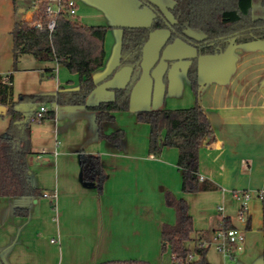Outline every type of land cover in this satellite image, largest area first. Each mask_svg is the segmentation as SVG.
Returning a JSON list of instances; mask_svg holds the SVG:
<instances>
[{
  "label": "crops",
  "instance_id": "crops-1",
  "mask_svg": "<svg viewBox=\"0 0 264 264\" xmlns=\"http://www.w3.org/2000/svg\"><path fill=\"white\" fill-rule=\"evenodd\" d=\"M75 1L79 7L78 22L118 30L107 33L105 63L93 74L97 88L87 99V107L54 108L55 118L43 131V150H47L45 155L48 156H40V149L33 147L32 128L33 155L29 168L34 185L43 195L28 198V201L0 198V264H102L131 260L155 264L144 252L158 245L159 235L162 242L163 225L176 223L175 209L166 202L168 193L188 202L194 225L192 240L187 244L190 250L198 244L208 247L209 252L213 239L217 249L224 246L223 252L234 260L235 245L219 240L222 237L219 234H224L222 220L226 218L234 229L244 234L245 241L238 245L240 250L237 251L243 253L242 257L247 256L252 246L250 237L261 235L264 238V205L257 196L264 191V41L232 43L224 54L199 59L200 101L214 133L212 141H205L200 148V180L215 184L217 189L186 194L178 168L179 150L165 148L158 157L152 155L150 126L139 123L137 114L195 105L188 69L197 56L196 48L176 41L160 54L170 31L162 29L151 35L144 51L143 74L133 90L130 110L115 113V120L103 125L105 135L124 132L121 147L117 148L100 138L96 115L88 107L112 101L113 90L124 88L131 78L129 68L112 75L120 61L121 28L146 27L154 16L139 12L132 0H104L107 14L118 16L113 17L116 21L89 23L95 20L89 17L87 23H83L87 0ZM0 3L5 8V14L0 15V74L6 75L13 72L11 31L15 11L13 0H0ZM173 6L174 2L169 9ZM36 9L29 12V8H20V13L25 11L23 20L30 22ZM109 33L114 34L111 37ZM24 57L28 56H23L20 62ZM44 65L18 67L13 72L15 100L20 95L79 90L77 74H66L61 70L64 66L56 63ZM52 68L59 73V79L49 89L52 82L40 78ZM167 72L168 85L164 81ZM7 127L8 124L0 129V136L5 135ZM82 153L102 159L107 180L101 194L96 187L82 181ZM34 157L42 162L37 169L30 167ZM159 167L165 171L163 186H157L155 178ZM243 193L253 195L248 222L246 218L233 217L240 210L242 202L238 196ZM222 205L225 210L221 211L219 206ZM16 208L28 209L29 215L17 216ZM243 230L248 231L249 240ZM168 264H174L172 254Z\"/></svg>",
  "mask_w": 264,
  "mask_h": 264
},
{
  "label": "trees",
  "instance_id": "trees-1",
  "mask_svg": "<svg viewBox=\"0 0 264 264\" xmlns=\"http://www.w3.org/2000/svg\"><path fill=\"white\" fill-rule=\"evenodd\" d=\"M14 1L15 23L11 31L13 72L23 56H31L44 63H56L64 66L80 79L77 91L60 90L49 95H20L14 98L13 72L0 74V107L6 108L2 116L9 118L4 136H0V198H39L42 190L35 186L29 168L32 153V126L38 109L51 106L39 123L55 118V107H87V99L97 88L93 74L105 63V39L109 28L104 26H86L80 22L62 16L53 34L39 30L30 22L23 20L25 11L20 13L17 0ZM152 8L155 17L150 26L122 27L121 54L118 67L113 74L124 68L131 69V78L124 88L114 89V99L88 107L96 115L99 136L117 148L121 147L124 132L110 135L103 133V125L115 120V113L128 112L135 86L143 74L144 51L151 35L162 29H169L167 45L182 40L197 50V56L191 60L188 78L196 97L193 107L176 110L140 111L139 123L150 126V153L158 157L165 148L179 150L178 168L182 174V190L186 194L212 191L217 186L200 180V148L205 141H212L214 133L211 121L201 105V84L199 81V59L201 57L224 54L232 43L240 45L264 41V13L255 12L254 0H172L170 12L173 23L168 21L164 12L148 0H141ZM40 11L34 20H42L46 3L39 0ZM258 8L264 10V0ZM262 10V11H263ZM264 12V11H263ZM200 33V37L192 33ZM56 69H48L43 78H55ZM164 81L168 85V72ZM12 82V85H9ZM36 107V110L34 108ZM81 176L83 183L96 187L103 192L107 173L98 155L82 153ZM167 205L176 212V223L162 226L161 239L163 251L170 248L174 264H210L207 261L208 247L196 245L190 250L187 244L194 234L193 218L189 213L188 202L166 194ZM20 217L29 215L28 209L16 208ZM225 231L234 229L230 219L224 218ZM206 236V234H202ZM203 238V237H202ZM196 258L191 260L189 257ZM102 264H152L146 261H108Z\"/></svg>",
  "mask_w": 264,
  "mask_h": 264
},
{
  "label": "rangeland",
  "instance_id": "rangeland-1",
  "mask_svg": "<svg viewBox=\"0 0 264 264\" xmlns=\"http://www.w3.org/2000/svg\"><path fill=\"white\" fill-rule=\"evenodd\" d=\"M38 1L39 0H17V6H19V8H21V9L29 8V12H32L38 6H40L39 3L34 4L35 2H38ZM132 1H134V3L137 5L139 12H141V13L149 12L152 16L155 17V13L150 6L143 4V2L141 0H132ZM148 1H150L153 4H155L156 6H158L164 12L168 21L172 22L173 16H172L170 9H169L173 4L172 0H148ZM259 1L260 0H254L255 12L257 15L259 13H261V14L264 13L263 12L264 10L262 8L257 7L259 5ZM87 2H86V5L84 6V9H83L84 15L82 14L83 15L82 16L83 23H87L85 21L89 17H91V19H95V20H90L89 23H92L95 21H97V22L103 21V23H109L110 24V23H114V21H116V19H114L113 17H118V16H116V15L110 16L109 14H107V13H109V11H106L107 9H105V7H104L105 6L104 0H91L90 3H89V0H87ZM2 14H5V8H4V5L0 3V15H2ZM99 15H101V16H99ZM94 17H98V18H94ZM99 17H108V18H105V20H104L103 18H99ZM150 23H152V22L150 21L148 26L151 25ZM109 24H106V25L108 26ZM109 30H112V29L109 28ZM113 30H118V29H113ZM166 30H168V32H169V29H166ZM113 34L114 33H109V36L112 37ZM192 35L198 36V37L201 36L200 33H198V32L192 33ZM176 41L186 43L182 40H175L173 43L167 45L166 44L167 41H165L164 42L165 45L161 48L159 53L162 54V52H164L169 46L174 44ZM35 64H39L40 67L45 66L44 63H41V62L37 61L36 59H34L33 57L28 56V57H24V59H22V61L19 63L18 67L19 68H21V67L29 68V67H34ZM61 70H64V72H66V74H69L70 76L76 75V74L70 73L68 71V69H66L64 67H62ZM40 74H41V72H40ZM76 76H78V75H76ZM40 79L45 81V82H52V83H49L50 87H48V88L50 89L51 85H53V83L57 82V80L59 79V73H56L55 78L45 77V78H40ZM48 107H49V109H52L51 106H48ZM7 124H8V117L5 115L4 116L0 115V129H2V127L6 128ZM49 124L50 125L52 124L51 119L46 120L44 124H41L39 122H34L33 126H32V128H33V147H37L38 149H40L39 151H40V153H42V155L40 154V156H44V157L48 156V154L45 155L47 150L46 151L43 150L44 139H45V134H43V131L45 130L46 126H49ZM48 132H49V130H48ZM41 165H42V162L38 161L36 159V157H34V159L32 160V163L30 164V167H31V169H33V168L37 169ZM151 172L154 173V170L152 169ZM164 172L165 171H163V169H161L160 167H159V170L156 169L157 174H156L155 178H156L157 186H163V179H164L163 174H164ZM151 176H152V178H154L153 174H151ZM142 177H144V179L147 181L146 173H143ZM153 181H154V179H153ZM147 184H149V183L147 182ZM19 200L28 201L29 199L26 198V199H19ZM53 201L55 202V200H53ZM249 203H250V201H249ZM219 207H221V209L225 210L224 205L219 206ZM248 207H249V204H248ZM233 217L234 218L239 217L240 219L246 218L245 221L248 222V217H249L248 216V208L246 211L243 210L242 204H241L240 210H237L236 214L235 213L233 214ZM244 232L246 235V239H248L249 238L247 235L248 231H244ZM219 235L222 236L219 239L220 242L227 245L228 243H226L225 239L223 238L224 234L221 233ZM250 238L252 240V246H251L250 250L248 251V253L245 254L247 256L242 257L243 253L237 251V250H240L239 246L238 245L233 246V250H234L233 254L235 256L234 260H232L230 258V256L226 255L225 252L218 250L217 249V243L214 242L213 239H211L212 243H211V248H210L208 255H207V261L210 262L211 264H264V238L261 235H252ZM158 239H159L158 245L156 247L152 246V248L148 247V249H146L147 251L144 253H146V255L149 258L153 259L155 261V264H168V262H170V259H171L170 248H167L166 251H163L162 242H160V235H159Z\"/></svg>",
  "mask_w": 264,
  "mask_h": 264
},
{
  "label": "built area",
  "instance_id": "built-area-1",
  "mask_svg": "<svg viewBox=\"0 0 264 264\" xmlns=\"http://www.w3.org/2000/svg\"><path fill=\"white\" fill-rule=\"evenodd\" d=\"M46 3L44 14L47 20V24L45 25L42 20H34V18L30 21L33 27L39 30H47L50 34H53L58 26V21L62 16H67L70 20L78 22V14L79 7L75 0H43ZM41 2H39L40 4ZM41 5V4H40ZM40 7L38 6L35 14L40 11ZM35 16V15H34ZM9 85H12V82H9ZM47 106H41L35 117L33 118L34 122H40L46 112H48ZM251 193H243L238 198L242 202V209L247 210L249 201L252 198ZM258 198L263 202L264 205V191L258 192ZM45 197H49L48 194H45ZM55 198V197H54ZM222 210V209H220ZM223 238L229 244L234 245H242L245 241L244 234L237 229H230L228 231H224ZM54 243V241H52ZM241 248V246H240ZM224 246L219 248L220 251H224ZM191 260L192 256L189 257Z\"/></svg>",
  "mask_w": 264,
  "mask_h": 264
},
{
  "label": "water",
  "instance_id": "water-1",
  "mask_svg": "<svg viewBox=\"0 0 264 264\" xmlns=\"http://www.w3.org/2000/svg\"><path fill=\"white\" fill-rule=\"evenodd\" d=\"M34 110H36V107L34 108ZM1 113H6V108L5 107H0V114Z\"/></svg>",
  "mask_w": 264,
  "mask_h": 264
}]
</instances>
